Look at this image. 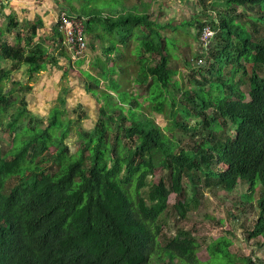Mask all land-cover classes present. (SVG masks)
Wrapping results in <instances>:
<instances>
[{"label":"trees","instance_id":"16d2710c","mask_svg":"<svg viewBox=\"0 0 264 264\" xmlns=\"http://www.w3.org/2000/svg\"><path fill=\"white\" fill-rule=\"evenodd\" d=\"M66 1L59 14L83 19L93 53L81 74L100 103L98 120L75 129L74 152L65 99L44 127L24 121L26 96L14 97L5 82L23 64L30 75L45 70L51 56L35 41L43 19L24 35L9 14L0 25V60L10 61L0 65V127L14 133V145L3 151L0 138V264H257L233 253L227 236L200 260L196 236H168L163 218L173 192L174 212L185 217L201 189L231 194L242 184L239 206L259 208L246 238L262 237L264 246V0H198L208 18L178 25L160 18L156 0ZM207 24L215 34L204 45ZM181 28L195 42L181 43L174 35ZM13 32L10 43L5 35ZM54 32L63 39L57 25ZM181 63L187 88L177 78ZM136 85L149 91V105Z\"/></svg>","mask_w":264,"mask_h":264},{"label":"rangeland","instance_id":"374dc122","mask_svg":"<svg viewBox=\"0 0 264 264\" xmlns=\"http://www.w3.org/2000/svg\"><path fill=\"white\" fill-rule=\"evenodd\" d=\"M23 1L25 3L21 4ZM207 1L212 2L213 0ZM0 2L3 4L0 11V25L2 27L8 25V16L13 14L20 21L16 31L29 35L31 24L38 18L43 19L44 25L39 28L35 41H41L48 47L49 56H51L47 68L33 75L29 74L28 66L23 64L19 69L12 72V77L5 82V86L12 89L14 97L21 99V96H26L29 112L24 117V121H34L35 124L43 127L47 124L51 109L56 105H61V99H65L69 117L75 119V125H73L71 134L67 139L71 152H74L80 142L75 129L80 127L93 128L99 116L100 103L87 92L85 80L81 74L82 70L89 69V62L93 55L92 50L88 46L83 56L73 57L64 46L63 39L61 40L54 32L59 11L66 6V0H0ZM73 2L79 6L77 0H73ZM20 5L25 6L21 7ZM153 9L162 13L160 18L163 21L171 20L173 24L177 25L183 20H190L196 14L205 19L208 18L198 6V0H156ZM190 29L192 33L195 32L194 28ZM169 31L174 34L173 30L169 29ZM15 33L6 34L5 39L14 43ZM175 33L174 35L178 36L181 43H184L185 40L191 43L195 42L193 35H189L182 28L179 29V34ZM196 44L199 46V41H196ZM61 51L66 54H61ZM82 59L84 62L79 65L78 61ZM203 60L206 63L205 57ZM0 65L9 67L10 61L0 60ZM179 67L181 73L178 74L177 78L182 77L183 84L187 88L190 85L187 75L188 67L183 63ZM225 71L228 73L229 69H225ZM26 85H31V89L25 87ZM134 90L140 93L144 104L149 105L150 102L144 100L149 91L138 85L135 86ZM17 105L15 103V107ZM11 110L12 108L8 112L9 115H11ZM153 117L162 126L169 122L168 117L162 113L154 112ZM181 137L187 138L188 136L185 132H181ZM0 138L3 151L13 148L14 133L5 124L0 127ZM15 182H18L17 179L13 180V183ZM246 189V186L242 184L231 194L222 189H201L197 194V205H192L185 217H180L174 212L173 205L178 201L180 195L175 192L171 193L168 199V210L165 211L166 217L163 218L165 219V223L163 221L164 232L168 236H174L179 230L192 232V235L200 241L197 252L200 260L209 258L208 245L211 242L227 236L233 240L230 245L233 253L238 256L255 257L258 259L257 264H264V246L258 245L259 242H262V237L246 238V229H252L259 213L257 206L253 208L250 204H246V210H243L244 206H239V195ZM253 203L256 204V199ZM154 264L160 263L154 262Z\"/></svg>","mask_w":264,"mask_h":264},{"label":"built area","instance_id":"2783aa9c","mask_svg":"<svg viewBox=\"0 0 264 264\" xmlns=\"http://www.w3.org/2000/svg\"><path fill=\"white\" fill-rule=\"evenodd\" d=\"M58 30L63 34V44L73 57L83 56L87 50V40L82 18L70 16L65 11L59 14L56 22ZM215 31L207 24L201 32V42L208 45ZM201 61V60H200Z\"/></svg>","mask_w":264,"mask_h":264},{"label":"crops","instance_id":"0c3cea01","mask_svg":"<svg viewBox=\"0 0 264 264\" xmlns=\"http://www.w3.org/2000/svg\"><path fill=\"white\" fill-rule=\"evenodd\" d=\"M2 1V0H1ZM25 3V1H23V3H21V4H24ZM21 7H23V6H25V5H20ZM9 11H10V9H9ZM38 32H39V30H38Z\"/></svg>","mask_w":264,"mask_h":264},{"label":"clouds","instance_id":"9594fccd","mask_svg":"<svg viewBox=\"0 0 264 264\" xmlns=\"http://www.w3.org/2000/svg\"><path fill=\"white\" fill-rule=\"evenodd\" d=\"M201 61H202V60H201ZM201 61H200V62H201Z\"/></svg>","mask_w":264,"mask_h":264}]
</instances>
